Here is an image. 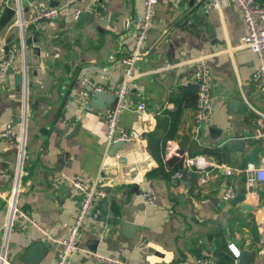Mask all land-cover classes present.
I'll list each match as a JSON object with an SVG mask.
<instances>
[{
  "label": "crops",
  "instance_id": "1",
  "mask_svg": "<svg viewBox=\"0 0 264 264\" xmlns=\"http://www.w3.org/2000/svg\"><path fill=\"white\" fill-rule=\"evenodd\" d=\"M143 1L98 0L92 16V0H0V47L17 49L13 71L0 73V128L12 123L19 134L0 140V172H7L0 173V253L11 264H56L81 200L72 179L99 180L107 196L71 264H102L97 254L123 264H195L203 252L216 264H264V184L248 195L243 171L258 146L256 164L264 165V140L245 141L256 114L240 110L248 100L264 112V100L252 81L257 56L239 48L245 28L233 4L218 11L202 0H158L130 107L120 116L121 126L138 134L134 142H107L104 116L113 104L85 109V79L114 96L123 84L122 59L135 43L126 24L143 14ZM32 4L58 7L60 15L37 28ZM201 58L214 76L215 112L198 130L197 90L188 80ZM142 102L145 112L136 109ZM237 140L244 150L233 146ZM179 161L183 169L175 170ZM18 180V206L38 227L7 228ZM228 187L246 194L249 208L222 201ZM147 192L156 207L145 202Z\"/></svg>",
  "mask_w": 264,
  "mask_h": 264
},
{
  "label": "built area",
  "instance_id": "2",
  "mask_svg": "<svg viewBox=\"0 0 264 264\" xmlns=\"http://www.w3.org/2000/svg\"><path fill=\"white\" fill-rule=\"evenodd\" d=\"M202 2L208 8L218 11H221L222 8L229 3L233 4L238 9L245 28V35L241 40L239 48L247 49L257 56L258 66L253 73L252 81L264 100V4H260L256 0H202ZM157 3L158 0H144L143 14L136 20L126 24L127 28L133 27L135 30V43L131 55L122 59L125 80L116 93L118 102L116 106L104 116L107 124L106 140L109 145L119 142L123 144L130 143L138 138L136 132L129 131L121 126L120 116L124 109L130 107L129 96L135 87V80L137 78L136 63L141 57L147 54V40L149 32L153 27V17ZM92 4L93 11L97 14L96 8L98 7V0H92ZM31 8V24L37 28H40L44 22L58 18L61 11L58 7L46 8L38 4H32ZM79 14V12H76L74 18L77 19ZM16 56V48H12L5 52L4 49L0 47V73H6L10 69H13ZM85 84L86 89L82 90L81 96L85 109L90 111L92 109L89 107L88 102L92 95L97 91H107L104 86L90 79H85ZM188 84L195 86L197 90V104L194 111V119L197 129L201 130L205 125L209 124L215 112L213 102L214 76L204 58L194 63V68L188 80ZM246 103L256 115L251 119L254 134L252 136H246L245 141L264 140V112L256 109L248 100H246ZM136 109L139 112H145V102L140 103ZM18 138L19 134L12 123L0 128V140H16ZM243 171L245 172L247 194L257 196L264 184V165L260 166L249 161ZM0 173L7 175L6 171ZM227 174L231 175L232 170L228 169ZM98 181L99 180H96L91 184H86L79 179L67 180L72 190L81 195V200L73 224L67 235L59 241L61 248L57 255L56 264H71L72 253L81 247L80 241L83 228L90 220H99L101 211L97 204L100 200L106 198L107 193L101 189ZM20 186V180H18L14 197L11 201H8L10 222L7 228L10 230L12 228H21L24 226L38 227L37 221L32 218L28 212L18 206L17 194ZM236 195V192L228 187L222 193L221 198L224 202H230ZM143 197L147 204L154 207L157 206L156 197L153 193L147 192ZM262 225L264 227V221ZM234 255L236 258H239L238 252ZM96 259L102 264H123L121 259L111 255L105 256L97 254ZM216 260L215 256L203 252V256L196 260L195 264H216ZM0 262L2 264H11L1 253Z\"/></svg>",
  "mask_w": 264,
  "mask_h": 264
},
{
  "label": "water",
  "instance_id": "3",
  "mask_svg": "<svg viewBox=\"0 0 264 264\" xmlns=\"http://www.w3.org/2000/svg\"><path fill=\"white\" fill-rule=\"evenodd\" d=\"M193 9H195V8H193ZM7 12L10 13L12 11H10V9L7 8ZM191 12H192V10L189 13H191ZM84 15L85 14H81L80 18H82ZM92 16H96V12L95 11L92 12ZM12 71H13L12 69L9 70V72H12ZM18 81H19V83H24L25 84L26 83V77L24 75H19L18 76ZM117 102H118V98L116 96H114V95H112L110 93H107V92H98L97 91V92H95L92 95V97L90 99V102H89V107L92 108V109L103 111L104 109H106V106L108 104L111 103L114 106H116ZM236 103L237 102H235V101L232 102L231 105H232L233 108L236 106ZM245 108H247V105H242L240 107V110L245 109ZM80 127H81L80 123H78L75 126V129H74V132H73L74 135H76L78 133ZM122 146H123V143L119 142V143L113 144L112 148H122ZM233 146H235V148H237L238 150L242 151L246 147V142L244 140H237V141L234 142ZM261 150H262V148L258 146L250 154H248L247 158L250 160V162L256 163V161H257V159H258V157H259V155L261 153ZM186 175H187V172L185 171L183 173V179H185ZM246 197H247L246 194L239 193V194H237L235 196V198H233L231 200V204L233 206H236L237 204H241V207L247 209L249 207L246 206L245 204H243L244 201L247 199Z\"/></svg>",
  "mask_w": 264,
  "mask_h": 264
},
{
  "label": "trees",
  "instance_id": "4",
  "mask_svg": "<svg viewBox=\"0 0 264 264\" xmlns=\"http://www.w3.org/2000/svg\"><path fill=\"white\" fill-rule=\"evenodd\" d=\"M258 3H260V4H264V0H256ZM176 162H178V160L177 159H172L171 161H170V163L173 165V164H175ZM183 162L182 161H179V164H177V166L175 167V170L176 169H183Z\"/></svg>",
  "mask_w": 264,
  "mask_h": 264
}]
</instances>
